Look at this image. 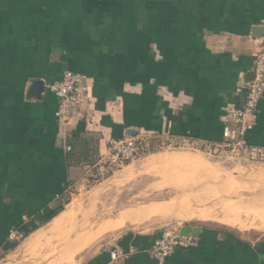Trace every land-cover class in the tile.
Listing matches in <instances>:
<instances>
[{
	"label": "crops",
	"instance_id": "crops-1",
	"mask_svg": "<svg viewBox=\"0 0 264 264\" xmlns=\"http://www.w3.org/2000/svg\"><path fill=\"white\" fill-rule=\"evenodd\" d=\"M258 25L264 0H0V264H264V187L244 215L242 183L193 148L244 105ZM66 71L84 100L63 123ZM139 133L183 146L106 179L110 139ZM248 140L264 160V98ZM170 222L197 242L156 257Z\"/></svg>",
	"mask_w": 264,
	"mask_h": 264
},
{
	"label": "built area",
	"instance_id": "built-area-1",
	"mask_svg": "<svg viewBox=\"0 0 264 264\" xmlns=\"http://www.w3.org/2000/svg\"><path fill=\"white\" fill-rule=\"evenodd\" d=\"M253 70L255 77L247 82L244 105L232 110L231 121L226 122L223 127V141L210 145L208 147L210 154L227 152L235 158L245 155H250L253 159L257 157L255 149L249 143L248 133L255 126L258 109L264 98V36L261 37ZM49 89L58 98L56 117L59 121L65 123L79 113L84 100L83 76L81 74L66 71L60 80L49 85ZM151 138V135L139 133L120 139H110L106 150L98 160V165L105 168L107 175L123 170L127 165L154 152ZM180 227L167 225L162 229L161 237L155 240L151 249L154 256L166 258L179 247L189 248L196 244L197 237L192 234L182 235ZM20 237L17 231H12L10 234L13 241H19ZM116 256L117 254L112 252V257L116 258Z\"/></svg>",
	"mask_w": 264,
	"mask_h": 264
},
{
	"label": "rangeland",
	"instance_id": "rangeland-1",
	"mask_svg": "<svg viewBox=\"0 0 264 264\" xmlns=\"http://www.w3.org/2000/svg\"><path fill=\"white\" fill-rule=\"evenodd\" d=\"M151 143L153 145L154 151L160 150L162 148H181L183 146L180 145L179 143L177 144L170 140L162 141V137L157 138L154 136L151 138ZM193 148H200V150H202L204 154H207L212 159L214 158L213 160L214 165H216L220 169L224 170L227 174L235 178L237 182L242 183L243 187L242 190L240 191L241 195H239L240 199L243 200L241 209L245 213L244 215L249 214V212L251 211L252 204L250 202L252 201L253 194L256 191L258 192V189L264 187V165L258 164V163H264L263 158L254 157L253 159L250 155H245L241 158H235L230 156L227 152H220L219 154H214V153L210 154L209 148L205 147V145H199V146L195 145ZM117 173L115 174L113 173L111 175L106 174L105 178L108 179L111 176L116 175ZM107 184L109 187L115 188V186H113V182L106 183V186ZM70 196L71 195L68 194L67 203L70 202ZM114 198H115V203H118L117 198L116 197ZM231 199L232 198L228 199L227 204L231 202L229 201ZM262 223H264V221ZM167 225L182 226L183 223L177 224L174 222L172 223L170 222L167 223ZM255 235L260 236V233H255Z\"/></svg>",
	"mask_w": 264,
	"mask_h": 264
},
{
	"label": "water",
	"instance_id": "water-1",
	"mask_svg": "<svg viewBox=\"0 0 264 264\" xmlns=\"http://www.w3.org/2000/svg\"><path fill=\"white\" fill-rule=\"evenodd\" d=\"M252 34H253L254 37H262V36H264V25H258L256 27H254ZM254 77H255V73L253 72V75L250 78V80H252ZM200 230H201V228L199 226L192 225V224H183L180 227V232H181L182 235H190V234H192L195 237H197L199 235Z\"/></svg>",
	"mask_w": 264,
	"mask_h": 264
},
{
	"label": "trees",
	"instance_id": "trees-1",
	"mask_svg": "<svg viewBox=\"0 0 264 264\" xmlns=\"http://www.w3.org/2000/svg\"><path fill=\"white\" fill-rule=\"evenodd\" d=\"M69 159H71V156H70V155H69ZM32 230H34V228H33V229H31V231H32ZM31 231H30V232H31ZM27 233H28V232H27Z\"/></svg>",
	"mask_w": 264,
	"mask_h": 264
},
{
	"label": "bare ground",
	"instance_id": "bare-ground-1",
	"mask_svg": "<svg viewBox=\"0 0 264 264\" xmlns=\"http://www.w3.org/2000/svg\"><path fill=\"white\" fill-rule=\"evenodd\" d=\"M206 194V193H205ZM241 216V215H240ZM233 222V224L235 223L236 225L238 224L237 222H234V221H232Z\"/></svg>",
	"mask_w": 264,
	"mask_h": 264
}]
</instances>
